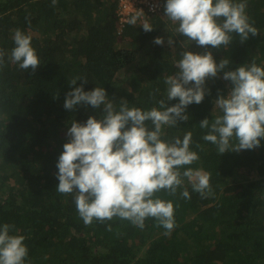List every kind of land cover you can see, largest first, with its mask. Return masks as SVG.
Returning a JSON list of instances; mask_svg holds the SVG:
<instances>
[{
    "label": "trees",
    "instance_id": "1",
    "mask_svg": "<svg viewBox=\"0 0 264 264\" xmlns=\"http://www.w3.org/2000/svg\"><path fill=\"white\" fill-rule=\"evenodd\" d=\"M246 2L259 33L243 43L233 34L227 49L217 50L179 36L178 25L164 17L166 0H160L158 13H144L151 32L139 23L118 29L117 0H56L55 5L52 0H0V50L5 52L0 68V226L13 225L9 234L25 237V264H264V140L259 148L220 155L203 140L207 129L199 127L220 114L214 101L231 90L223 72L206 80L205 98L187 107V122L164 129L167 140H182L191 132L190 147L200 160L190 167L211 173L213 189L201 198L185 178L175 196L157 193L175 206L176 227L170 235L151 218L143 229L119 218L86 226L73 195L56 191V164L69 142L71 122L103 115V106L63 107L73 78L87 80L86 92L104 88L114 104L126 100L129 107L150 110L166 100L164 80L177 71L182 50L211 51L217 64L227 58L224 71L253 60L264 68V0ZM16 29L32 36L40 59L34 73L8 59ZM157 37H163V45L153 43ZM185 188L190 199L181 195Z\"/></svg>",
    "mask_w": 264,
    "mask_h": 264
},
{
    "label": "clouds",
    "instance_id": "2",
    "mask_svg": "<svg viewBox=\"0 0 264 264\" xmlns=\"http://www.w3.org/2000/svg\"><path fill=\"white\" fill-rule=\"evenodd\" d=\"M55 5L56 0H52ZM247 2L241 0H166L164 17L174 25L175 32L191 43L207 49H227L233 34L241 43L259 31L246 13ZM126 25H136L145 32L154 30L142 10L125 20ZM14 47L9 61L23 71L34 73L40 65L36 50L31 45L32 36L20 29L14 30ZM163 45V37L153 41ZM174 41L169 38L168 45ZM175 62L177 71L165 78L166 100L157 101L158 107L142 110L129 107L126 100L114 104L104 88L84 91L86 79L71 80L72 90L66 93L63 107L75 110L80 105L100 109V119L89 116L85 123L71 122L67 130L69 142L63 145L58 157L56 191L73 195L78 216L86 226L94 222L105 223L119 218L137 228L145 227L151 218L170 235L176 227L175 206L170 200L157 196L161 191L175 196L183 187L185 178L192 191L201 198L213 194L211 173L202 168L190 167L200 160L191 150L192 134L183 139H165V128H175L178 122H187L186 109L200 104L206 95V80L218 78L229 81L227 96L219 95L214 101L220 114L213 120L205 118L199 124L207 129L203 140L216 146L217 152L253 150L264 140V68L255 60L224 71L230 64L224 58L217 64L211 51L203 54L182 50ZM5 64V52L0 50V68ZM77 81L81 85L76 87ZM159 91L158 89L156 90ZM178 103L168 106V102ZM149 122L151 127H149ZM199 148L200 145H197ZM184 169L183 171H181ZM181 195L190 199L187 188ZM14 226H0V264H25L28 249L22 235H10ZM108 230H111L110 227Z\"/></svg>",
    "mask_w": 264,
    "mask_h": 264
},
{
    "label": "built area",
    "instance_id": "3",
    "mask_svg": "<svg viewBox=\"0 0 264 264\" xmlns=\"http://www.w3.org/2000/svg\"><path fill=\"white\" fill-rule=\"evenodd\" d=\"M134 10H142L143 13L156 14L161 10V3L160 0H117L116 16L119 26L118 29H121L127 24L125 20L128 16L134 14Z\"/></svg>",
    "mask_w": 264,
    "mask_h": 264
}]
</instances>
